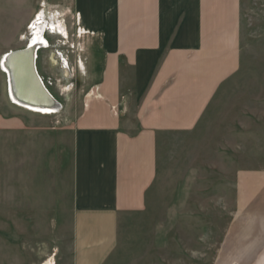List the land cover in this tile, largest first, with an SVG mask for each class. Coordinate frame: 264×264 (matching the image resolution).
<instances>
[{"label": "rangeland", "instance_id": "1", "mask_svg": "<svg viewBox=\"0 0 264 264\" xmlns=\"http://www.w3.org/2000/svg\"><path fill=\"white\" fill-rule=\"evenodd\" d=\"M72 8L73 0H0V58L27 46L38 33L32 23L42 16L39 30L50 48L39 51L38 66L63 105L44 115L23 111L25 125L14 129L10 111H4L0 264H75L72 137L66 124L90 86L91 40L78 37ZM60 24L69 28L67 35ZM240 42V70L198 126L162 137L148 206L120 220L117 247L104 264H236L247 256L235 252L238 233L252 218H236L242 216L235 206L236 179L241 172L264 170V0H243ZM53 51L62 68L69 62L70 81H62L46 60ZM1 61L3 94L10 96Z\"/></svg>", "mask_w": 264, "mask_h": 264}, {"label": "crops", "instance_id": "2", "mask_svg": "<svg viewBox=\"0 0 264 264\" xmlns=\"http://www.w3.org/2000/svg\"><path fill=\"white\" fill-rule=\"evenodd\" d=\"M72 11L78 37L91 40L90 86L66 124L75 264H104L120 220L148 206L162 137L193 131L240 70L243 0H73ZM47 58L62 81L72 79L69 62L62 68L54 51ZM38 60L39 51L50 91ZM0 84V126L10 111V127H24L20 113L34 112L3 94L1 75ZM235 206L236 218L252 217L238 233L235 252L247 256L236 264H264V170L238 173Z\"/></svg>", "mask_w": 264, "mask_h": 264}, {"label": "water", "instance_id": "3", "mask_svg": "<svg viewBox=\"0 0 264 264\" xmlns=\"http://www.w3.org/2000/svg\"><path fill=\"white\" fill-rule=\"evenodd\" d=\"M6 57L9 60L11 79L16 91V98L19 100L18 103L22 104L23 101L36 108H60L38 73L37 46L31 42L24 48L9 51Z\"/></svg>", "mask_w": 264, "mask_h": 264}, {"label": "bare ground", "instance_id": "4", "mask_svg": "<svg viewBox=\"0 0 264 264\" xmlns=\"http://www.w3.org/2000/svg\"><path fill=\"white\" fill-rule=\"evenodd\" d=\"M37 32L38 33L30 40L29 43L32 42L35 46H37V54H38V51H40L41 49L47 48L49 46V43H48V40H46L42 36V32H43L42 30H39ZM7 53L2 58L1 66L4 69V71H5L6 75H7V78H8L9 88L11 89L10 98L13 99L16 102H19V100L16 98V96H17L16 95V91H15V88L13 86L12 79H11L12 72H11V68H10V66L8 64L9 60L6 57ZM53 97H54V95H53ZM56 101H57L58 105L61 106V103L57 99H56ZM21 103H22L23 106H25L24 107L25 109H27L29 111H32V112H38V113H42V114H49V113H54V112L58 111V109H57L58 107L57 108H54V107L53 108H47V107L36 108V107L30 105L29 103H25L23 101Z\"/></svg>", "mask_w": 264, "mask_h": 264}, {"label": "built area", "instance_id": "5", "mask_svg": "<svg viewBox=\"0 0 264 264\" xmlns=\"http://www.w3.org/2000/svg\"><path fill=\"white\" fill-rule=\"evenodd\" d=\"M43 17L37 15V17L35 18V20L32 23V28H33V32L36 34L37 31L40 29V27L42 26V22H43Z\"/></svg>", "mask_w": 264, "mask_h": 264}]
</instances>
